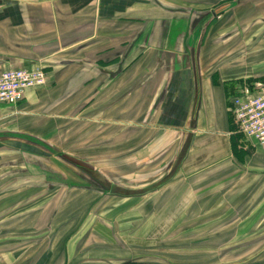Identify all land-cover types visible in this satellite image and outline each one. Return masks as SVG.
<instances>
[{"label": "crops", "instance_id": "obj_1", "mask_svg": "<svg viewBox=\"0 0 264 264\" xmlns=\"http://www.w3.org/2000/svg\"><path fill=\"white\" fill-rule=\"evenodd\" d=\"M35 66L49 83L0 102V264L148 258L116 220H95L85 239L64 235L60 256L56 242L35 256L28 219L19 238L18 214L6 217L19 189L7 184L22 173L20 154L54 159L46 143L58 158L105 147L92 161L121 162L140 178L155 170L123 190L138 196L142 224L148 210L165 221L152 227L233 226L259 244L244 257L264 259V146L233 113L236 95L264 91V0H0V71Z\"/></svg>", "mask_w": 264, "mask_h": 264}, {"label": "rangeland", "instance_id": "obj_2", "mask_svg": "<svg viewBox=\"0 0 264 264\" xmlns=\"http://www.w3.org/2000/svg\"><path fill=\"white\" fill-rule=\"evenodd\" d=\"M215 10L219 12L220 6L213 11ZM212 12L210 11L206 16V24L215 15H218V12L216 14ZM34 140L43 143L37 138ZM44 147L42 146L50 156H54V159L47 160L45 157L35 154H24L22 157L20 154L19 158L22 162L20 161L19 170L22 173L12 184H7L18 187L19 202L17 208L9 209L6 217L10 218V216L14 217L18 214L19 238L25 236L26 222H34L35 256L41 254L45 248L55 242L53 247L55 246V251L60 256L62 254V243L60 242L64 235L71 232L78 235L84 231L85 239L95 220L106 219L118 222L119 227L126 232L125 235L129 236L131 246H134L136 250L149 253L147 254L148 258L143 260L125 257L121 259L122 263L125 261L133 262L132 264H146L145 262L147 264L264 263V259L244 257L249 256L251 251H256L259 244L253 240L245 241V236L241 238L240 233L237 238L233 226L211 227L206 230V227L202 226L179 225L176 227V225L170 226L165 223L152 227L148 223L151 220L154 223L156 219L160 222L165 221L160 216V211L156 215L155 211L148 210L147 224L146 226L144 222L142 224L140 222L142 216L140 217L138 211V196L126 197L123 195V190L125 188L126 190L137 189L144 179L150 180V177L156 172L155 170H151L152 174L149 171L143 175V178H140L137 172L126 171L121 162L92 161L96 158L92 155V150H99L101 153L107 151L105 147L68 148V154L59 158L58 149L55 146L46 143ZM115 149V154L121 155L117 157L121 161L122 148L116 147ZM6 165L4 163V166ZM150 201L146 200V202ZM164 217L171 222L176 219L174 215L170 214H165ZM26 219L28 220L26 221ZM181 221H183L182 218L179 219V222ZM252 230H247L246 238L250 239V235L256 231V229ZM220 231L223 232V236L219 234ZM58 237L60 238L57 239ZM219 239H223V241L220 242ZM261 239H264V236ZM26 245L23 243L20 246Z\"/></svg>", "mask_w": 264, "mask_h": 264}, {"label": "built area", "instance_id": "obj_3", "mask_svg": "<svg viewBox=\"0 0 264 264\" xmlns=\"http://www.w3.org/2000/svg\"><path fill=\"white\" fill-rule=\"evenodd\" d=\"M49 83V75L42 66L10 67L0 71V102L17 104L29 89ZM234 120L245 136L264 146V91H243L233 99Z\"/></svg>", "mask_w": 264, "mask_h": 264}, {"label": "trees", "instance_id": "obj_4", "mask_svg": "<svg viewBox=\"0 0 264 264\" xmlns=\"http://www.w3.org/2000/svg\"><path fill=\"white\" fill-rule=\"evenodd\" d=\"M133 262H130V261H125V262H123V263H121V264H132Z\"/></svg>", "mask_w": 264, "mask_h": 264}, {"label": "water", "instance_id": "obj_5", "mask_svg": "<svg viewBox=\"0 0 264 264\" xmlns=\"http://www.w3.org/2000/svg\"><path fill=\"white\" fill-rule=\"evenodd\" d=\"M218 11L217 10H215V11H213L212 13H214V14H216Z\"/></svg>", "mask_w": 264, "mask_h": 264}]
</instances>
